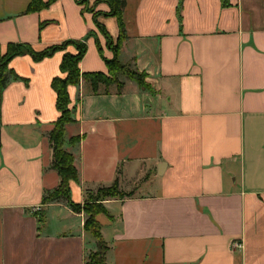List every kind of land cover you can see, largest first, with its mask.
<instances>
[{
  "label": "crops",
  "instance_id": "0c3cea01",
  "mask_svg": "<svg viewBox=\"0 0 264 264\" xmlns=\"http://www.w3.org/2000/svg\"><path fill=\"white\" fill-rule=\"evenodd\" d=\"M0 0V52L86 44L80 72H107L119 35L107 0ZM45 3L49 0H40ZM117 59L150 89L80 79L69 85L70 199L110 186L96 215L108 264H264V0H124ZM98 46L100 50H98ZM9 62L0 103V264H84L96 238L85 212L42 203L60 177L49 133L60 112L51 81L64 52ZM38 210H35L36 208ZM242 243L239 249L232 242Z\"/></svg>",
  "mask_w": 264,
  "mask_h": 264
},
{
  "label": "trees",
  "instance_id": "16d2710c",
  "mask_svg": "<svg viewBox=\"0 0 264 264\" xmlns=\"http://www.w3.org/2000/svg\"><path fill=\"white\" fill-rule=\"evenodd\" d=\"M51 0L43 3L40 0H32L28 5L26 11H34L41 7H46ZM110 6L109 14L117 18L119 26V35L116 43L113 44L112 39L105 31L102 25L96 23L100 32L106 38V44L113 50V57L110 59L104 58L107 72H80L79 62L86 52V44L79 40H69L61 45H53L43 50L36 51L29 45L23 44H8L4 53L0 52V103L2 99V92L8 80L26 79L18 76L13 69L9 67V62L17 55L28 54L34 61L42 60L45 57L52 56L56 51L64 50V46L71 44L75 48V52H64L61 62L60 71L62 76H56L51 81V87L55 92V105L60 112L59 117L53 122V127L49 133V142L52 148V161L50 167L56 170L60 177L57 187L45 190L42 195V203H48L54 200H64L74 212H85L87 218L84 222V228L91 232L96 238V249L87 254L84 264H108L105 259L108 246L103 240L100 233V224L96 220L98 213L104 212L105 208L103 200L108 197H123L128 194L118 189L117 180L110 186H101L95 190L92 196V191L88 193L86 200L83 204L74 203L70 199V181L77 180V169L74 165L73 155L66 150V145L74 146L80 141V136H74L68 140L65 138V125L73 122V109L69 107V96L67 88L69 85H77L80 79L90 81L94 89L99 83L109 85L116 83L118 90L122 86V82L118 81L117 74L122 73L136 81L137 84L143 89H150L145 81V74L138 73L130 69L128 66L121 64L118 59V51L120 44L124 38V25L122 21V8L124 0H107ZM98 50L100 47L98 46ZM1 146V143H0ZM96 195V196H95ZM95 196V197H94ZM94 197V198H93Z\"/></svg>",
  "mask_w": 264,
  "mask_h": 264
},
{
  "label": "built area",
  "instance_id": "2783aa9c",
  "mask_svg": "<svg viewBox=\"0 0 264 264\" xmlns=\"http://www.w3.org/2000/svg\"><path fill=\"white\" fill-rule=\"evenodd\" d=\"M39 208L37 207L35 210H38ZM232 247L233 248H236V249H239L242 247V243L241 242H238V241H234L232 242Z\"/></svg>",
  "mask_w": 264,
  "mask_h": 264
},
{
  "label": "rangeland",
  "instance_id": "374dc122",
  "mask_svg": "<svg viewBox=\"0 0 264 264\" xmlns=\"http://www.w3.org/2000/svg\"><path fill=\"white\" fill-rule=\"evenodd\" d=\"M118 74H119V73H118ZM94 194H95V191H92V196H93ZM95 196H96V195H95ZM95 196H94V197H95ZM94 197H93V198H94Z\"/></svg>",
  "mask_w": 264,
  "mask_h": 264
}]
</instances>
